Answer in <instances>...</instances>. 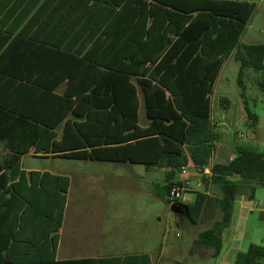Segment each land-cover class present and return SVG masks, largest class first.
Wrapping results in <instances>:
<instances>
[{"label":"trees","instance_id":"16d2710c","mask_svg":"<svg viewBox=\"0 0 264 264\" xmlns=\"http://www.w3.org/2000/svg\"><path fill=\"white\" fill-rule=\"evenodd\" d=\"M90 1L113 11L100 35L103 62L86 56L97 74L69 79L70 85L85 80L86 88L67 89L62 95L46 93L56 119L51 123H36L30 112L0 107L7 117L0 128L16 132L15 138L7 139L11 153L0 160V264H33L31 249L41 255L40 264H152L150 255L55 261L70 179L21 169L26 154L42 151L62 159L167 169L162 191L168 206L172 186L184 184L175 180L176 175L182 174V168H194L203 176L206 192H198L192 203L175 205L187 208L185 216L193 225L208 210L219 211V218L198 239L218 258L236 201L243 195L254 200L256 188H264L263 153L238 147L235 159L211 165L217 141L211 98L225 62L233 57L239 64L238 83L245 102L247 71L264 70V44L241 43L256 4ZM25 86L29 91L23 95L31 99L36 93ZM140 93L146 126L139 124ZM245 112L249 123L256 125L257 116L247 105ZM62 124L59 139L56 131ZM263 260L264 246L252 244L237 254L234 264H264Z\"/></svg>","mask_w":264,"mask_h":264},{"label":"crops","instance_id":"0c3cea01","mask_svg":"<svg viewBox=\"0 0 264 264\" xmlns=\"http://www.w3.org/2000/svg\"><path fill=\"white\" fill-rule=\"evenodd\" d=\"M112 11V7L94 4L90 0H0V107H12L30 112L36 118L34 120L36 123L55 122L53 105L49 99H46L48 98L46 93L62 95L67 89L80 91L86 88L85 80L70 85L69 79L97 74L86 56L90 54L95 60L103 62L100 35L103 33L104 24H107L112 17ZM25 85L33 87L36 93L31 99L23 95L25 90L29 91ZM139 96V124L146 126L148 123L146 107V119L141 124V100L144 101V98L141 93ZM229 108L230 106L227 109ZM4 116L0 113V124L6 122L4 118L7 117ZM212 124L214 126L213 122ZM63 131L64 124L56 131L59 139ZM8 135L15 138L16 132L7 133L4 128H0V139L3 138L0 140V160L11 153L7 142ZM237 148L235 152L233 151L235 154L226 155L216 147L211 165L232 161L237 156ZM25 156L58 158L44 151L30 152ZM216 159H221L223 162L217 163ZM144 168L147 172L152 169L145 166ZM21 169L27 172H48L26 170L23 165ZM162 171L166 176L167 169ZM205 172L209 174L210 169ZM71 184L70 179L69 191ZM206 217L211 219L213 225L219 218V211L210 209L202 219ZM263 229V187L256 188L254 200L243 195L236 201L232 224L224 233V247L218 258L214 256L213 249L198 242L199 234L204 230L189 231L187 242L190 249L187 253H182L185 244L169 242L164 235L163 238H160L162 235H158L156 240L151 229H146L145 226L132 229L131 233L127 232L123 236L120 235L121 233L118 236L114 227L111 232L105 233L102 230L100 232L82 230L81 227H75L73 224L71 226L67 202L63 226L59 231L60 239L55 261L150 255L152 264H210L216 260H219L218 264H234L237 254L246 251L250 245L264 246L261 233ZM113 234L117 235L113 236ZM21 248V245H17V249ZM30 252L32 263L40 264L41 255L34 249Z\"/></svg>","mask_w":264,"mask_h":264},{"label":"rangeland","instance_id":"374dc122","mask_svg":"<svg viewBox=\"0 0 264 264\" xmlns=\"http://www.w3.org/2000/svg\"><path fill=\"white\" fill-rule=\"evenodd\" d=\"M248 1L254 2L256 9L246 26L241 43L264 44V0ZM239 69V64L230 57L225 62L213 90L212 122L217 134L216 147L226 155L235 154L233 151L235 152L237 146L264 154V70L247 71L244 80L245 102L238 83ZM225 100L228 102H224ZM245 105L257 116L256 125L248 122ZM140 118L142 124L146 119L143 100ZM215 162L223 161L216 159ZM22 165L26 170L48 171L70 177L72 184L67 200L69 225L81 227L82 230H102L106 233L111 232L114 227L118 236H123L127 232L131 233L132 229L145 226L146 229H151L156 240L158 235H162L160 238L165 236L174 244H185L182 253H187L190 249L187 242L189 231H203L212 226L209 217L193 225L186 216H178L168 210V196L162 191L167 181L162 169L152 168L147 172L144 166L129 163L33 156L23 157ZM202 177L194 168H189L185 174L176 175L175 180L189 182L180 203H192L198 192H206ZM261 233L264 238V229ZM156 244L159 245V242L156 241ZM218 263L219 260H216L210 264Z\"/></svg>","mask_w":264,"mask_h":264},{"label":"built area","instance_id":"2783aa9c","mask_svg":"<svg viewBox=\"0 0 264 264\" xmlns=\"http://www.w3.org/2000/svg\"><path fill=\"white\" fill-rule=\"evenodd\" d=\"M187 172L186 168H182V173L185 174ZM189 185V182H184L183 185H173L170 191V205H175L178 201H180L182 193L187 189V186Z\"/></svg>","mask_w":264,"mask_h":264},{"label":"water","instance_id":"95a60500","mask_svg":"<svg viewBox=\"0 0 264 264\" xmlns=\"http://www.w3.org/2000/svg\"><path fill=\"white\" fill-rule=\"evenodd\" d=\"M168 210H171L175 215H182V213H188L187 208H185L183 205L168 206Z\"/></svg>","mask_w":264,"mask_h":264},{"label":"flooded vegetation","instance_id":"af4514ba","mask_svg":"<svg viewBox=\"0 0 264 264\" xmlns=\"http://www.w3.org/2000/svg\"><path fill=\"white\" fill-rule=\"evenodd\" d=\"M178 216H185V213H182V215H178Z\"/></svg>","mask_w":264,"mask_h":264}]
</instances>
